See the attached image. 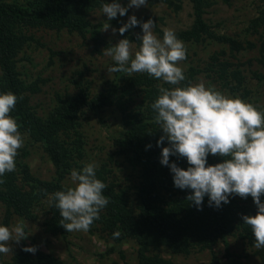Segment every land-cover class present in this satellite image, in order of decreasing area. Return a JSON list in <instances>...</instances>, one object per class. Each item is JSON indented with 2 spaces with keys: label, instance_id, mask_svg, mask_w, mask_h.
Instances as JSON below:
<instances>
[{
  "label": "trees",
  "instance_id": "1",
  "mask_svg": "<svg viewBox=\"0 0 264 264\" xmlns=\"http://www.w3.org/2000/svg\"><path fill=\"white\" fill-rule=\"evenodd\" d=\"M124 1L127 0H121V3ZM183 1L148 0L147 5H165L178 13ZM188 2L193 21L188 28L175 31L178 38L188 44L215 42L224 46V50L212 54L203 67L189 65L184 71L186 80L181 84L194 83L198 76L205 75L219 91L249 99L252 93L246 87L244 70L235 60L243 51L257 50L259 68L251 74L259 84H264V6L258 9L256 17L248 21L245 30L247 34L256 36L255 44L247 39L213 32L205 14L218 2L228 3V0ZM100 8L101 0H0V91H11L22 97L11 115L16 118L24 136V145L16 157V169L6 173L4 182L0 184L1 222L10 225L13 217L35 221L34 209L43 204V232L66 241L69 232L59 224V210L49 198L65 186L72 169L83 167L87 138L82 132V118L87 113L98 116L103 110L112 109L120 116L121 131L110 137L114 151L108 157L109 162H101L96 169L97 178L108 185L104 194L110 202L89 232L114 244L133 240L137 245L135 264H174L161 255V249L173 256H189L206 250L211 254L208 264H243L227 248L220 257L214 252L219 243L227 246L229 237L241 240L264 264V248L254 247V235L243 224L244 215H254L257 211L250 195L247 199L238 195L230 197V202L220 208L210 207L205 197L202 210H198L186 199L191 190L175 187L169 167L160 163L161 148L168 142L165 140L162 146H157L162 130L154 120L151 104L157 98L160 86H173L146 73H134L132 76L113 73L101 90L92 94V82L84 79L83 71L79 70L75 72L78 79L70 81L73 92L55 93L52 104L43 114H39L36 106L31 104V98L40 92L38 84L46 83V80L38 77L28 81L19 70L18 63L25 48L37 43L35 31L76 35L90 44L93 55L101 56L103 50L111 46L102 30L104 23L108 22L110 28L117 29L118 40L127 37L139 46V41H136L137 35L142 34L139 26L129 29L123 36L118 32L127 20L116 18L92 23L91 15ZM149 18L156 23L154 33L162 37L159 26L163 18L144 15L137 19L146 21ZM49 52L51 64L52 57L58 53ZM149 144L151 147L146 148ZM36 150H41L52 165L53 176L49 180L40 179L31 172L28 159ZM118 158L130 166L132 172L127 187L114 182L110 164H116ZM169 159L180 167H188L184 157L170 155ZM222 159L209 155L208 163L215 164ZM261 199L264 200V195ZM115 230L121 233L117 239L112 235ZM24 246L27 244L21 241L10 259L0 257V264H64L38 248L34 254L25 252L22 250ZM32 246L37 247L35 244ZM119 256L123 264H129L123 251H119Z\"/></svg>",
  "mask_w": 264,
  "mask_h": 264
},
{
  "label": "clouds",
  "instance_id": "2",
  "mask_svg": "<svg viewBox=\"0 0 264 264\" xmlns=\"http://www.w3.org/2000/svg\"><path fill=\"white\" fill-rule=\"evenodd\" d=\"M148 0H101L100 11L108 20L127 15L130 8L145 6ZM156 23L149 18L138 20L128 17L118 32L121 36L136 26L142 34L137 35L136 47L127 37L120 39L103 50L113 63L107 67L109 73H146L173 87H159V94L151 108L154 120L162 135L157 146L161 148L160 163L168 166L174 186L191 190L187 200L202 210L205 197L210 207L220 208L230 202V197L247 199L250 195L257 211L244 215L243 224L254 235V247L264 248V110L239 96L222 93L203 81L182 85L186 80L181 61L187 59L185 43L175 30L162 28V37L154 33ZM110 28L104 23L102 30ZM113 33L117 32L112 28ZM17 95L11 91H0V184L6 173L16 169L18 150L24 145V136L16 118L11 115L16 107ZM151 144L146 145L150 148ZM179 156L187 160L183 168L169 157ZM223 159L215 164L208 163V156ZM95 163H86L79 170L70 171L71 183L51 194L50 203L59 210V224L66 232H87L100 219L101 211L109 204L104 194L108 187L97 178ZM24 221L12 225L0 222V257L12 251L10 242L19 244L30 234ZM117 239L121 233L113 232ZM23 251L36 253L37 247L24 246Z\"/></svg>",
  "mask_w": 264,
  "mask_h": 264
},
{
  "label": "rangeland",
  "instance_id": "3",
  "mask_svg": "<svg viewBox=\"0 0 264 264\" xmlns=\"http://www.w3.org/2000/svg\"><path fill=\"white\" fill-rule=\"evenodd\" d=\"M127 6L128 0L121 3ZM264 6V0H228V3L218 2L207 10L205 18L211 25L213 32L219 35H227L237 37L240 40L247 39L250 42L257 43L256 36L245 32L248 21L257 15V11ZM135 15L137 18L144 15L153 18H163L162 28H171L175 31L188 28L192 21V8L188 0L183 1L182 9L178 13H174L166 8L165 5L141 6L140 8L132 7L127 15L116 18L128 20V17ZM114 18V19H116ZM92 23L108 21L105 14L100 10L93 13L90 17ZM105 38L110 44H116V33L112 28L103 31ZM37 43H32L29 48H25L23 54L19 55V70L28 81H34L40 77L46 80V83H39L40 92L31 98V104L36 106L39 114H43L52 104L55 93L63 94L64 92H73V85L70 83L73 79H78L75 75L76 71H83L84 79L92 82L91 93L95 94L104 86L107 79H111L113 73H109L107 67L113 61L105 55H93L91 46L87 41H83L76 35H69L66 32L56 33L54 31L39 30L34 32ZM136 45V44H134ZM187 59L181 61L180 66L185 71L189 65L203 67L209 60V57L215 52L224 50V46L215 42L205 41L204 43L188 44ZM136 47H138L136 45ZM58 53L52 57L50 64V52ZM257 50L243 51L238 54L235 61L240 62V68L244 70L247 83L246 87L251 91L249 99L245 101L251 102L260 109H264V84H259L253 77L252 71L259 68L256 58ZM85 66V67H84ZM85 71V72H84ZM203 81L205 84L218 87L210 78L205 75L198 76L194 83ZM226 95H230L226 91H221ZM239 96V95H237ZM98 119L102 120L101 123ZM82 132L86 135V155L82 160V164L95 163L99 165L101 162H109V155L114 151L112 140L110 137L115 136L121 131L120 116L112 109L103 110L98 116L87 113L82 118ZM31 172L40 179L49 180L53 176V168L51 163L46 159L41 150H36L28 159ZM110 164V163H109ZM112 173L114 174L115 183L122 187H127L132 179V172L122 159L118 158L115 163L110 164ZM71 183L68 176L64 182L65 185ZM34 209L36 217L35 221L29 219L13 217L10 225L19 221L27 223L26 231L30 234L23 240L27 246L36 245L37 248L47 254H52L60 259L64 264H123L120 259L119 251H123L125 260L129 264L136 263L137 245L133 240H125L120 244L106 242L98 235L87 232H72L67 236L66 241L61 237H54L43 232L41 222L44 219L45 205ZM3 217V208L0 206V222ZM12 251L4 255V259H10L19 244L14 241L10 242ZM243 264H261L259 260L252 255L249 249L241 240L233 237L227 239V246L219 243L214 252L220 257L224 254L225 249ZM161 255L165 259L171 260L174 264H208L211 254L208 251L193 252L189 256H173L161 249Z\"/></svg>",
  "mask_w": 264,
  "mask_h": 264
}]
</instances>
